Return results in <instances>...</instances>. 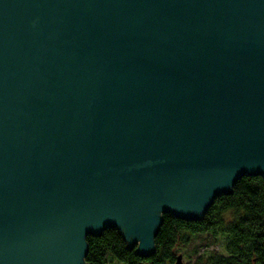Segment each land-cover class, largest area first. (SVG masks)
<instances>
[{"label":"water","instance_id":"95a60500","mask_svg":"<svg viewBox=\"0 0 264 264\" xmlns=\"http://www.w3.org/2000/svg\"><path fill=\"white\" fill-rule=\"evenodd\" d=\"M244 176L264 0H0V264H89L112 228L149 257Z\"/></svg>","mask_w":264,"mask_h":264},{"label":"trees","instance_id":"16d2710c","mask_svg":"<svg viewBox=\"0 0 264 264\" xmlns=\"http://www.w3.org/2000/svg\"><path fill=\"white\" fill-rule=\"evenodd\" d=\"M85 243L89 264H175L180 251L191 264H264V176L242 177L198 220L163 215L149 257L127 249L116 228L87 236Z\"/></svg>","mask_w":264,"mask_h":264},{"label":"rangeland","instance_id":"374dc122","mask_svg":"<svg viewBox=\"0 0 264 264\" xmlns=\"http://www.w3.org/2000/svg\"><path fill=\"white\" fill-rule=\"evenodd\" d=\"M177 255H181V258H182V264H191V262L189 260H187L185 257H184V254L182 251L179 252V254ZM112 259V257L110 255H108V260L110 261ZM109 264H122V263H118L116 261H112L111 263Z\"/></svg>","mask_w":264,"mask_h":264}]
</instances>
